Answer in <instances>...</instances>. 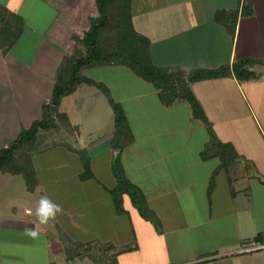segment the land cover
<instances>
[{"label": "crops", "instance_id": "1", "mask_svg": "<svg viewBox=\"0 0 264 264\" xmlns=\"http://www.w3.org/2000/svg\"><path fill=\"white\" fill-rule=\"evenodd\" d=\"M249 1L250 14L243 16L244 0H131V15L135 30L150 41V58L154 65L180 68L186 72L214 69L245 58L264 60V0ZM0 4L20 15L24 24L21 36L9 52L5 55L0 52V102L4 101L0 108L7 106L2 114L3 119H0V133L9 135L11 133L8 130L6 132V129L11 125L3 123L6 116L24 117L28 113L26 108L32 107V114L37 113V117L23 124L21 129L39 118L40 107L51 94L53 75L67 53L70 36L88 28L87 17L96 16V9L94 0H8ZM218 11L226 14L236 12L233 36L227 33L222 24L214 21ZM24 12H28L35 21L40 20L41 24L44 22L42 18H48L44 29L27 28L22 14ZM227 21L228 18L224 19V23ZM32 39H39L38 44H34L36 41L33 43ZM14 48H18L21 55L23 51L26 57L23 59L14 55L15 60L10 59ZM52 48L57 50L56 56L59 57L53 64ZM62 51H65L63 56ZM38 57L44 65L43 72L34 65ZM253 70L261 75L258 79H209L191 85L217 139L231 144L240 156L231 169L236 171L235 174L231 177L230 171L216 172L214 185L209 190L211 176L219 166V160L211 159L202 161L200 170L209 169L205 164L212 168L203 175V180L198 184L200 187L187 190V193L179 188L182 194L176 195V198L158 192L147 197L143 193L148 207L160 221V234L150 223L141 219L134 209L133 216L136 219L135 224L131 225L134 232L132 249L124 250V243L106 241L99 247L100 253L112 245L116 264H264V248L238 253L252 245L264 246V228L255 225L260 210L254 196L256 189L264 188L260 181L264 178V67H255ZM12 89L18 93L14 95ZM26 89L39 91L40 96L28 95V99L24 98ZM155 94L154 91L153 96ZM60 110L69 118L67 111ZM157 110L158 114L167 115L175 108L160 107ZM176 113L184 114L188 125L192 126L190 132L191 129L194 132L197 130L200 135L199 148H203L208 141V134L199 132L201 125L198 124L201 123L191 120L190 111L187 112L183 107L182 111L177 109ZM12 130L16 132L15 128L10 132ZM200 149L196 150L198 156ZM180 154V148L174 149L163 155L161 160L163 163L169 160L168 164L172 163L171 170L176 166L180 169L181 164L186 162ZM246 169H251L252 174L245 172ZM171 176L174 177L173 173ZM196 178L188 177L175 182L174 177L172 185H187L190 188L197 185ZM58 191L59 188L55 194L59 200L61 193L58 195ZM185 201L186 204L180 205ZM62 203L63 213L66 214L65 210L71 204H66L64 198ZM81 215L76 216L74 230L85 233L83 223L77 220L82 221L86 216ZM114 224L112 220L115 228ZM259 234L261 240H254ZM77 238L73 241L88 242ZM6 241L16 245L13 250L22 244L15 242L12 237ZM17 253V257L7 252L3 254L17 263L24 258L20 252ZM0 263H4L1 258Z\"/></svg>", "mask_w": 264, "mask_h": 264}, {"label": "rangeland", "instance_id": "2", "mask_svg": "<svg viewBox=\"0 0 264 264\" xmlns=\"http://www.w3.org/2000/svg\"><path fill=\"white\" fill-rule=\"evenodd\" d=\"M7 1L0 0L3 3ZM30 2L32 3V1ZM45 13L43 14L45 15ZM22 14L24 15L26 27L35 30L44 29V23L48 20L46 17L42 18L44 22L41 24L40 20L35 21L34 18H31L28 12ZM32 41L33 43L36 41L34 44H38L39 39H32ZM52 50L51 63L53 64L59 60V57L56 56L57 50L55 48H52ZM22 53L23 55H21L18 48H14L10 59L15 60L14 55L24 59L26 56L23 51ZM64 54L65 51H62V56ZM41 61L38 57L33 62L43 72L44 65ZM82 74L95 81L99 82L101 80L104 82L113 100L122 106L133 135V142L121 152L119 149L113 150L110 147L109 140L113 130V114L102 92L81 85L74 94L69 95L67 98L64 97L60 109L67 111L70 124L77 127L78 130L73 131L75 141L72 140L71 135L63 136L62 134L59 139L73 144L76 148L85 149L86 154L89 156V169L95 179H91L89 182L86 181V184L84 181V184H82L83 182L78 177L82 170L81 162L74 153L63 146H55L48 151L40 152L34 158V165L41 183L40 188H37L33 193L26 190L25 182L21 176L0 173V258L3 259L5 264H14L15 262H12L10 258L7 259L3 254L4 252L12 254L13 257L19 255L17 251L20 252L21 257H24L23 261L20 260L15 264H48V262H50L49 264H96L97 262L107 264L106 258H101L99 252V247L104 245L102 243L106 241L124 243L131 250L134 245L132 239L134 232L131 230V225L135 224L134 220L136 219L133 216V213H135L134 208L131 206L128 197L124 196L125 214L116 216L110 198L104 190L114 185L110 165L116 154L126 177L131 183L141 186L140 188L143 189V193L147 197L154 196L158 192L164 196L169 194L171 197L176 198V195L182 194L180 189L187 193V190H193L197 186L200 187L198 184L203 180V175L211 170L209 164H205V167H209L208 170H200L202 161L196 154L197 148L200 149V135L197 130L194 132L191 129L190 132L192 126L188 125L184 114L180 115L179 113L176 115V110L182 111V107L189 112L190 109L187 104H177L174 106L175 110L167 115L158 114L157 108L162 106L157 95L153 96L156 90L151 84L135 77L127 68L122 66L89 68L85 69ZM12 91L14 95L18 93L15 89H12ZM24 92L26 93L24 98H27L28 95L40 96L39 91L36 90L26 89ZM3 103L4 101L0 102V105ZM32 109V107L26 108L25 111L28 113L24 117L21 115L15 118L14 116L5 115L7 118L3 123L11 125L9 129H6V132L8 130V133L11 134L0 133V148L17 138L22 130L21 127L24 126L23 124H28L37 117V113L32 114ZM5 110H7V106L0 108V119H3ZM39 113V118L36 120H40L41 112ZM198 125L203 127L198 128L199 132H207L202 124ZM12 128H15L16 132L13 130L10 132ZM47 136L50 137L49 141L52 142L53 139L49 132ZM42 146H44V143H41L39 147ZM179 148L181 158L183 157L186 162L181 164L180 169L176 166L171 170L172 163L168 164L169 160H164L163 163L162 156ZM235 172V170H230L231 177ZM245 172L252 174L253 171L246 169ZM171 173L175 177V182L178 179L186 180L188 177L195 176V178L197 177V185L190 188L187 185L184 187L173 186L172 179L174 177L171 176ZM58 188V195L61 193L59 200L55 194ZM256 190L254 196L260 213L256 215L255 225L262 229L264 228V188L261 187ZM44 195L50 197L57 204L62 203L63 198L66 204H71L70 209L65 210L66 214L62 213L55 221L47 225L39 224L35 215L38 201ZM186 203L185 201L180 205ZM81 214L86 216L82 221L81 219L77 220L79 223H83L85 233L74 230L76 228V216H82ZM112 220L115 222V228L112 226ZM26 228H35L39 232V236L33 239L26 235ZM58 228L63 230V233L72 240L77 236L80 241L91 243L90 251L84 258L78 257L68 263L62 259L64 251ZM186 234L188 235V233ZM9 237L15 238V242L18 244L19 242L22 243L19 245L16 243L19 247L17 250H13L16 245L7 243L6 239ZM109 253H111L109 250L106 251V254ZM7 260L10 262L6 263Z\"/></svg>", "mask_w": 264, "mask_h": 264}, {"label": "trees", "instance_id": "3", "mask_svg": "<svg viewBox=\"0 0 264 264\" xmlns=\"http://www.w3.org/2000/svg\"><path fill=\"white\" fill-rule=\"evenodd\" d=\"M96 16H88V28L81 34L73 33L68 42L67 53L56 69L53 86L48 101L40 107V120H35L28 127L21 130L17 138L0 148V173L11 176L19 175L23 178L29 193L40 188V180L34 165V158L40 153L55 146H63L74 153L82 170L78 177L81 182L95 179L89 169V156L85 149L76 148L73 144L60 140V136L71 135L75 141L73 131L77 127L70 124L68 116L60 111L64 97L73 94L76 89L85 85L102 92L107 99L113 114V130L109 140L110 147L115 150L130 146L133 135L128 126L122 106L113 100L107 86L82 74L85 69L106 66H122L127 68L135 77L151 84L156 90L158 101L164 109H170L177 104L185 103L190 109V119L201 122L208 134V141L199 152L201 161L219 160V166L209 183V190L214 185L216 172L223 170L228 173L239 160L240 156L231 144L217 139L211 123L206 117L199 101L191 90V85L209 79L234 78L237 81L258 79L261 75L253 69L264 67V60L240 59L232 64H223L214 69H193L184 71L180 68L160 67L152 63L150 58V41L138 33L133 26L131 15V0H94ZM250 14V1L244 0L241 15ZM237 14L218 11L214 21L222 24L227 33L233 36ZM228 18V23L224 19ZM230 18V19H229ZM23 19L0 4V52L5 55L14 46L23 31ZM48 132L52 137L47 136ZM65 134V135H64ZM78 135V133H77ZM41 143L44 146L39 147ZM66 145V146H65ZM110 172L114 179L111 188H105L115 214L124 215L123 197L127 196L131 206L141 219L150 223L160 234V221L157 215L148 207L141 189L126 177L117 154L110 165ZM264 185V178L260 180ZM59 238L64 251L66 263L75 258H84L90 251L91 243L73 241L63 230L58 228ZM254 240L260 241L261 235ZM103 245V244H102ZM105 249L101 258H106L107 264H116L113 247ZM130 248L124 247V250ZM111 253L106 254V251ZM109 260V261H108ZM96 264H99L98 262Z\"/></svg>", "mask_w": 264, "mask_h": 264}, {"label": "clouds", "instance_id": "4", "mask_svg": "<svg viewBox=\"0 0 264 264\" xmlns=\"http://www.w3.org/2000/svg\"><path fill=\"white\" fill-rule=\"evenodd\" d=\"M63 213V208L47 195L41 196L35 209V215L39 224L47 225L57 219ZM25 234L35 239L39 232L35 228H26Z\"/></svg>", "mask_w": 264, "mask_h": 264}, {"label": "built area", "instance_id": "5", "mask_svg": "<svg viewBox=\"0 0 264 264\" xmlns=\"http://www.w3.org/2000/svg\"><path fill=\"white\" fill-rule=\"evenodd\" d=\"M263 248L264 246L252 245V246L245 247L239 250L238 253H248V252L256 251V250L263 249Z\"/></svg>", "mask_w": 264, "mask_h": 264}]
</instances>
